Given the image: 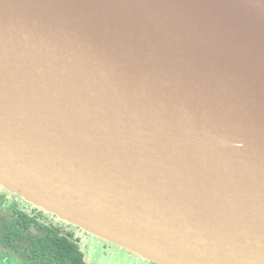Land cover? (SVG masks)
I'll use <instances>...</instances> for the list:
<instances>
[{
	"label": "water",
	"instance_id": "95a60500",
	"mask_svg": "<svg viewBox=\"0 0 264 264\" xmlns=\"http://www.w3.org/2000/svg\"><path fill=\"white\" fill-rule=\"evenodd\" d=\"M0 185L154 264H264V0H0Z\"/></svg>",
	"mask_w": 264,
	"mask_h": 264
},
{
	"label": "flooded vegetation",
	"instance_id": "af4514ba",
	"mask_svg": "<svg viewBox=\"0 0 264 264\" xmlns=\"http://www.w3.org/2000/svg\"><path fill=\"white\" fill-rule=\"evenodd\" d=\"M48 236L55 237L50 240ZM95 238L0 185V264H78L74 255L68 253L73 245L82 255L80 264H84V248L87 250ZM47 239L52 243L50 248L43 247Z\"/></svg>",
	"mask_w": 264,
	"mask_h": 264
},
{
	"label": "rangeland",
	"instance_id": "374dc122",
	"mask_svg": "<svg viewBox=\"0 0 264 264\" xmlns=\"http://www.w3.org/2000/svg\"><path fill=\"white\" fill-rule=\"evenodd\" d=\"M96 239L98 237L91 239L87 250L84 248L86 255L84 264H146L139 255L127 249L105 240L102 241L103 239L101 238H99L101 241Z\"/></svg>",
	"mask_w": 264,
	"mask_h": 264
},
{
	"label": "trees",
	"instance_id": "16d2710c",
	"mask_svg": "<svg viewBox=\"0 0 264 264\" xmlns=\"http://www.w3.org/2000/svg\"><path fill=\"white\" fill-rule=\"evenodd\" d=\"M55 236H48L47 238H49L50 240L54 239ZM44 240L43 243H44V246L43 247H48L50 248L52 246V243L48 242V240ZM69 246V245H67ZM42 247V248H43ZM57 247L54 248V250H56ZM72 251H69L68 253H70L71 255L73 254L75 259H76V263L80 264L81 263V260H82V255L79 253L78 249L76 246L73 245L72 247ZM62 253H66V252H62Z\"/></svg>",
	"mask_w": 264,
	"mask_h": 264
}]
</instances>
